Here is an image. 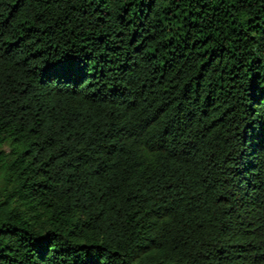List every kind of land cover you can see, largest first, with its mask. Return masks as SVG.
<instances>
[{
  "label": "trees",
  "instance_id": "16d2710c",
  "mask_svg": "<svg viewBox=\"0 0 264 264\" xmlns=\"http://www.w3.org/2000/svg\"><path fill=\"white\" fill-rule=\"evenodd\" d=\"M0 264H264V0H0Z\"/></svg>",
  "mask_w": 264,
  "mask_h": 264
}]
</instances>
